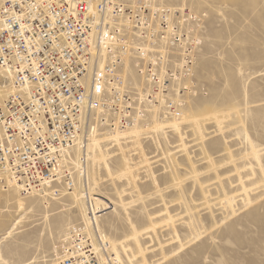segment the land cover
I'll return each mask as SVG.
<instances>
[{"label": "rangeland", "instance_id": "rangeland-1", "mask_svg": "<svg viewBox=\"0 0 264 264\" xmlns=\"http://www.w3.org/2000/svg\"><path fill=\"white\" fill-rule=\"evenodd\" d=\"M167 2L201 17L180 120L89 142V204L0 195V264H50L75 227L117 264H264V0Z\"/></svg>", "mask_w": 264, "mask_h": 264}, {"label": "built area", "instance_id": "built-area-1", "mask_svg": "<svg viewBox=\"0 0 264 264\" xmlns=\"http://www.w3.org/2000/svg\"><path fill=\"white\" fill-rule=\"evenodd\" d=\"M200 20L167 0H0V192L86 199L94 134L180 120ZM105 243L71 228L50 264H114Z\"/></svg>", "mask_w": 264, "mask_h": 264}, {"label": "bare ground", "instance_id": "bare-ground-1", "mask_svg": "<svg viewBox=\"0 0 264 264\" xmlns=\"http://www.w3.org/2000/svg\"><path fill=\"white\" fill-rule=\"evenodd\" d=\"M126 70H128V72H131L132 73V68L131 67H129V66H126ZM5 87H6V85H5ZM4 92V90L2 89V87H0V95L2 94ZM159 122H160V120H158ZM153 122H155V119L152 121V123ZM151 125V124H150ZM147 129H149V126H146V127H140V126H138V125H135V126H133V127H130V128H127V129H124V130H116V131H114V132H110V133H107V134H105V135H103V134H94L92 137H91V139L89 140V142H91L92 140H94V139H101L102 137H117V136H119V135H122V134H125V133H131V132H134V131H145V130H147ZM88 142V143H89ZM19 188H17V186H15V185H10V187H8L5 191H2V192H0V195H2L3 193H5V192H10V190H16L17 191V193H18V190ZM73 193H75V189L74 190H72V191H70V192H68V194H73ZM87 199L89 200V196L87 197L86 196V201H87ZM22 201V200H21ZM20 200H17L16 201V203H17V206H18V209L19 208H23V206H24V203L23 202H21ZM94 218H96V214H95V212H93V211H91L90 210V212L88 211L87 212V219H88V221H89V223H88V225H90V226H92L93 228H94V226L96 225V222L94 221ZM19 222V220H17V223ZM15 228V227H14ZM100 235V237H101V239H103L104 241H106V245H107V247H108V250H110L111 251V255H113V257H111V259L112 260H114V264H117V261H118V256L116 255V254H113V252H112V248H111V244H110V242L108 241V240H106L105 238H104V236L103 235H101V234H99ZM32 262H34L32 259L28 262V263H25V264H29V263H32Z\"/></svg>", "mask_w": 264, "mask_h": 264}]
</instances>
